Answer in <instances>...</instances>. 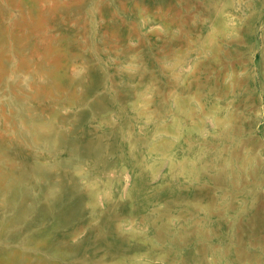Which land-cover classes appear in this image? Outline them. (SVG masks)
Masks as SVG:
<instances>
[{
  "label": "rangeland",
  "instance_id": "rangeland-1",
  "mask_svg": "<svg viewBox=\"0 0 264 264\" xmlns=\"http://www.w3.org/2000/svg\"><path fill=\"white\" fill-rule=\"evenodd\" d=\"M0 264H264V0H0Z\"/></svg>",
  "mask_w": 264,
  "mask_h": 264
}]
</instances>
